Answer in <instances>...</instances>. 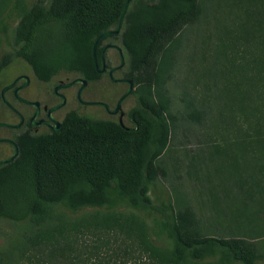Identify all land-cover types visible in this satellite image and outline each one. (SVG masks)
<instances>
[{"label":"rangeland","instance_id":"1","mask_svg":"<svg viewBox=\"0 0 264 264\" xmlns=\"http://www.w3.org/2000/svg\"><path fill=\"white\" fill-rule=\"evenodd\" d=\"M39 1L45 8L51 3L0 0V62L7 60L0 84L25 74L29 83L20 96L52 106L59 102L54 86L77 75L61 72L43 82L19 54L18 22ZM149 1L154 0H135ZM113 43L125 61L115 76L128 73L134 80L123 110L143 100L157 108L151 116L158 129L147 140L153 157L147 195L154 208L134 207L115 183L103 205L72 206L61 199L32 212L19 202L0 215V264H246L224 261L218 253L178 261L166 219L194 237L242 239L263 261L264 146L257 136L264 134V0H195L193 16L165 41L148 72H130L127 52L118 38ZM106 54L118 63L115 50ZM119 85L104 75L87 84L82 98L101 99L126 88ZM60 91L67 101L55 118L77 109L113 120L98 106L77 103L74 88ZM190 100L204 111L203 125L186 116ZM15 106L31 112L24 103ZM5 111L0 108V121H9ZM16 121L13 115L10 122ZM0 137L10 138L7 128H0ZM11 152L0 144V158Z\"/></svg>","mask_w":264,"mask_h":264},{"label":"trees","instance_id":"2","mask_svg":"<svg viewBox=\"0 0 264 264\" xmlns=\"http://www.w3.org/2000/svg\"><path fill=\"white\" fill-rule=\"evenodd\" d=\"M124 3L125 0H51L45 8L39 1L18 22L16 35L22 41L19 54L41 81L50 82L61 72L75 73L88 82L98 81L103 74L95 68L92 46L99 34L116 27ZM194 12L195 0H130L120 32L103 36L97 44L98 67L104 42L118 38L129 56V71L148 72L165 41ZM6 63L5 59L0 62V71ZM2 87L0 84V91ZM2 107L10 122L14 114L0 94ZM151 112H157L156 105L143 100L128 111L130 126L111 119H94L75 109L63 115L61 128L56 131L34 132L28 117L18 128L0 126L7 128L18 147L14 160L0 165V215H9L11 207L19 202L32 212L40 211L45 201L61 199L72 206L103 205L110 200L112 183L134 207L153 209L147 195V179L153 171L147 140L158 128ZM186 116L198 125L204 124V111L192 100ZM257 140L264 146V134ZM0 144L12 148L7 142ZM165 228L178 261L218 253L224 261L264 264L242 239L194 237L167 219Z\"/></svg>","mask_w":264,"mask_h":264},{"label":"water","instance_id":"3","mask_svg":"<svg viewBox=\"0 0 264 264\" xmlns=\"http://www.w3.org/2000/svg\"><path fill=\"white\" fill-rule=\"evenodd\" d=\"M129 4H130V0H125V3L123 5V8L121 10V13H120V16H119V19H118V23L116 25L115 28H112V29H109V30H106L104 32H102L101 34H99L97 36V38L95 39L94 43H93V46H92V55H93V61H94V65H95V68L98 72H102L104 71L105 69V62H104V54L106 52V50L108 48H115L117 49L118 53H119V57H120V62L119 64L113 66L110 70H109V76L112 80L114 81H121L123 80L122 78H116L113 76V71L116 70L117 68L121 67L123 64H124V55H123V51H122V48L121 46L117 45V44H112V45H105L103 47V49L101 50V53H100V65L101 67L99 68L98 67V61H97V56H96V47H97V44L99 42V40L105 36V35H110V34H118L121 30V27H122V24H123V19H124V15L129 7ZM20 80H23L22 81V84L15 88L14 89V95L15 97L17 98V100H19L20 102L26 104V105H29V106H32L34 107L35 111H34V114L32 115V117L30 118V123L31 125H39V124H46L48 126H50L52 128V130H59L61 128V124L59 121H57L53 116H52V112L61 108L65 103H66V97L65 95L60 92V89L62 88H65V87H70L76 83H81V86H80V89L78 91V99L81 103L83 104H86V105H102L106 108V110H108L110 113H115L116 110L118 109V106H119V103L121 102V100L128 95V93L131 91L132 89V86H133V82L132 80H128L129 82V87L127 89V91L120 97L119 101H118V105L117 107L114 109V110H110L109 106L104 103V102H101V101H85L81 98V91L82 89L85 87V85L88 83L87 80L85 79H82L80 77H77L71 81H68V82H60L59 84H57L55 87H54V92L60 97V102L51 106L49 109H48V117L50 119V121H52L54 123V125L50 122V121H47V120H44V119H40L39 121H36V117L39 113V109H40V102L38 100H29V99H26V98H23L22 96H20L18 94V91L22 88H24L25 86H27V84L29 83V77L25 74H22V75H19L17 76L12 82H10L9 84H6L4 85L2 88H1V91H0V94H1V97H2V100L3 102L12 110H14L18 116H19V119L18 121L16 122H7V121H0V126L2 127H12V128H18L21 126V124L23 123V120H24V117L23 115L20 113V111H18V109H16L7 99V96H6V92L10 89H12L17 83L18 81ZM120 125L121 126H125L122 122H120ZM0 142H7L9 143L11 146H12V152L9 156L7 157H3V158H0V165L4 164V163H8V162H11L14 160V158L17 156L18 154V147H17V144L14 140H12L11 138H7V137H0Z\"/></svg>","mask_w":264,"mask_h":264},{"label":"flooded vegetation","instance_id":"4","mask_svg":"<svg viewBox=\"0 0 264 264\" xmlns=\"http://www.w3.org/2000/svg\"><path fill=\"white\" fill-rule=\"evenodd\" d=\"M112 44H115V43H113V42H108V41H106V42H104V46L105 45H112ZM103 46V47H104ZM120 46V45H119ZM103 49V48H102ZM109 49H113V50H115V52H116V55H117V57H118V63L117 64H119V62H120V57H119V53H118V51H117V49H115V48H108L107 50H106V52H105V54H104V62H105V69H104V71H102L101 73L103 74V76L104 75H107V77H108V79L109 80H111V81H113V82H116V84H120V83H122V84H124V85H126V88L124 89V90H121V88L119 89H117L115 92H113V93H111L110 95H106V96H104L103 98H101V99H92V100H85V101H101V102H104V103H106L108 106H109V108H110V110H114L116 107H117V105H118V101H119V99H120V97L127 91V89H128V87H129V82H128V80H132V82H133V86H134V80L131 78V77H129V74L128 73H122V75L121 76H115V74H117V73H119L122 69H123V67L125 66V62H124V64L121 66V67H119V68H117L116 70H114L113 71V76L114 77H116V78H122L123 80H121V81H119V80H117V81H114V80H112L111 78H110V76H109V70L113 67V66H115V65H113V64H111L110 63V57H109V55L108 54H106L107 53V51L109 50ZM101 53V52H100ZM108 61V63L110 64L108 67L106 66V62ZM116 64V65H117ZM100 67H101V65H100ZM102 76V77H103ZM75 78H77V76L75 77ZM75 78H73V79H75ZM72 79V80H73ZM69 81H71V80H69ZM44 82V81H43ZM60 82H63V81H59V83ZM66 82H68V81H66ZM91 82H93V81H91ZM59 83H57V84H59ZM88 83H90V82H88ZM87 83V84H88ZM22 83H20V84H16L12 89H10V90H8L7 92H6V96H7V98L8 99H10V100H12V102L10 101V103L16 108V106H15V104L16 103H22V102H20L19 100H17V98L15 97V95H14V89L15 88H17V87H19L20 85H21ZM56 84V85H57ZM87 84L85 85V87L82 89V91H81V98H82V94H83V91H84V89L86 88V86H87ZM55 85V86H56ZM54 86V87H55ZM80 86H81V83H76V84H74V85H72V86H70V87H65V88H62V89H70V88H74L75 89V93H74V97H75V100L77 101V103H79V104H81V105H86V104H83V103H81L80 101H79V99H78V91H79V89H80ZM120 86V85H119ZM133 86H132V89H133ZM62 89H60V90H62ZM131 89V90H132ZM20 91H21V89L18 91V94L20 93ZM61 92V91H60ZM53 93H54V95L56 96V97H58L59 98V102H60V97L54 92V88H53ZM130 93V92H129ZM128 93V94H129ZM20 95V94H19ZM66 97V96H65ZM126 98V96L121 100V102L119 103V106H118V109L116 110V112L115 113H110L108 110H106V108L104 107V106H102V105H95V106H98V107H100L101 109H102V111L103 112H105V113H107V114H109L111 117H112V119L114 120V117H116V121L117 122H122L125 126H129L130 124H131V119L129 118V116H128V111H124L123 110V108H122V103H123V101H124V99ZM83 99V98H82ZM84 100V99H83ZM66 101H67V98H66ZM40 102V101H39ZM58 102V103H59ZM29 106V105H28ZM53 106V105H52ZM30 108H31V112L30 113H26L25 111H24V113H21L22 115H23V117H24V120H23V122L25 121V119L28 117V119L30 120V118L32 117V115L34 114V111H35V109H34V107H32V106H29ZM51 106H49V105H47V104H42L41 102H40V109H39V113H38V115H37V117H36V121H39L40 119H44V120H47V121H50V119H49V117H48V109L50 108ZM9 108V107H8ZM10 109V108H9ZM17 109V108H16ZM11 110V112L17 117V119H19V116H18V114L14 111V110H12V109H10ZM58 110V109H57ZM75 110H77V109H75ZM19 111V110H18ZM56 111V110H55ZM55 111H53L52 112V116L54 117V115H53V113L55 112ZM78 112H79V110H77ZM80 113V112H79ZM80 114H82V113H80ZM55 118V117H54ZM57 121H59L60 122V124H61V120H62V118H60V119H57V118H55ZM53 125H54V123L52 122V121H50ZM127 124H129V125H127ZM32 126V130L34 131V132H38V131H43V130H46V129H52L50 126H48V125H46V124H44V123H42V124H39V125H31Z\"/></svg>","mask_w":264,"mask_h":264}]
</instances>
